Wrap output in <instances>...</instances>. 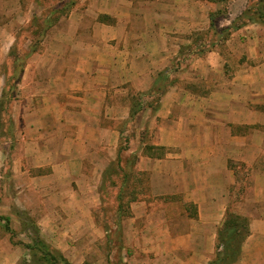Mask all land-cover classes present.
<instances>
[{
  "label": "crops",
  "instance_id": "1",
  "mask_svg": "<svg viewBox=\"0 0 264 264\" xmlns=\"http://www.w3.org/2000/svg\"><path fill=\"white\" fill-rule=\"evenodd\" d=\"M89 1L85 15L91 20L73 15L70 29L57 30L51 50L30 64L24 77L32 101L24 159L37 162L34 189H29L30 170L15 175H25L26 191L37 189L47 201L79 203L73 222L81 225L93 220L86 203L91 195L95 201L98 149L118 144L119 133L106 127L105 119H127L129 93L150 91L164 66L190 43L189 35L209 26L208 9L195 0L159 2L154 13L159 16L147 28L137 23L148 11L145 7L128 0ZM99 15L114 20L98 22ZM254 25L233 32L227 55L217 49L192 61L197 73L216 78L209 94L175 88L135 118V129L148 136L138 154V170L149 176V190L154 198L179 196L183 203L178 213L182 223L172 216L174 201L159 209L146 201L131 205L132 216L125 222L127 250L133 255L129 264H209L229 193L239 186L231 163L247 167L243 203H264V39L247 31L261 26ZM39 68L47 71L42 84ZM118 103L122 115L114 118ZM146 146L155 153L145 154ZM239 214L249 219L251 235L236 264H257L255 258L262 263L264 229L258 232L255 226L264 225V210L247 208ZM93 236L97 238L95 232ZM17 263L16 253L7 255L0 247V264Z\"/></svg>",
  "mask_w": 264,
  "mask_h": 264
},
{
  "label": "rangeland",
  "instance_id": "2",
  "mask_svg": "<svg viewBox=\"0 0 264 264\" xmlns=\"http://www.w3.org/2000/svg\"><path fill=\"white\" fill-rule=\"evenodd\" d=\"M128 1L132 3V6L142 7V9L145 7L150 11L145 12L144 16L137 19L138 25L146 28L155 24V18L159 16V13L158 15L154 13L157 11L159 2L161 4L165 3L164 0ZM195 1L208 9L209 26L190 34V43L181 46L178 55L174 56L164 66L160 73H169L167 80L159 78L160 73L157 75L159 83L157 82L156 89L159 91L150 89V91L145 92L146 95L141 97L142 93H129L127 102L129 107L132 105L133 98H136L138 102L141 101L144 104V109L151 106L157 107L161 98L175 88L186 90L196 96H204L214 90L217 84L216 78H206L197 73L192 67V61L196 57L207 56L209 52L217 49L227 55L228 48H225L227 41L231 38L233 32L237 30H232L228 39V32L224 35L221 34L222 30L231 26L233 22L236 23L235 25L241 24L242 22L238 21L237 17L261 0ZM68 2H74V6L50 29L41 40L37 50L28 57L31 52L32 41L37 38V34L41 30V27H32L31 25L35 17L44 19L51 10L62 7ZM89 4V0H0V99L5 88L9 89L11 87V92L16 95V100L6 106L4 113L1 114L0 109V217L10 218V227L14 231V237H12L4 228L6 222H0V247L7 255L16 253L17 264H33L29 250L24 248L23 245L33 243L35 237L34 227L38 229L39 235L52 248L61 251L72 264H81L82 262L83 264H129L133 255L127 250L128 240L125 222L132 216L131 205L133 203L146 201L151 203L153 208L159 209L163 207V203L174 201L175 204L171 209L172 216L182 223L178 213L180 212L179 204L183 203V199L179 196L154 198L149 190V176L138 170V154L143 151L141 144H144L145 140L147 141L148 136L144 130L138 131L135 129L136 123L134 121L129 122V117L124 120L115 118L122 115L121 103L115 104L114 115L112 114L115 119H105L104 122L106 127L117 130L119 138L117 146L114 145L113 147L114 149H110L109 145L98 149L100 158L96 161L98 176L94 183L96 184L95 201L93 195H91L86 203L87 207L92 208V223L89 222V219H86L87 221L83 225L73 222L74 208L79 203H52V201H47L46 197L43 199L38 196L37 189L34 190L36 191L34 193L26 191L28 187L21 180L26 179L25 175H22V178L20 176L15 178L17 173L20 175L19 170L22 169L24 172L28 169L30 170V184H32L31 179L34 180L36 176L34 174L37 171L35 169L37 168V162L34 159L28 160V163L24 159L27 154L23 143L26 134L25 126L32 116L28 112L29 105L32 102L31 95L28 90L26 91L24 77L28 73L30 64L37 61L47 48L51 50L49 48L51 41L55 37L57 38L56 35L59 34L57 30L60 28L65 31L69 30L71 23L69 19L71 17L73 19V15L77 18L80 15H85V10L89 7ZM212 14L214 15V28L210 27ZM90 20L91 18L85 15L84 21L89 22ZM97 20L98 22L111 23L114 19L99 15ZM247 26L253 27L255 25L250 24ZM247 31H251L264 39V25L260 26L256 32L254 30ZM232 47L238 48L237 44ZM11 51L14 52L15 57L25 61L19 83H17V80L20 69L14 67L13 60L9 55ZM232 51L229 54H233ZM227 59L234 66L232 64L234 62L233 58L228 56ZM232 66L227 64L226 69L231 70ZM39 69L41 70L38 72L44 76L39 80L42 84L47 78V71L42 68ZM33 70L34 68L32 70L30 68V71ZM171 81H173L172 85ZM163 89L166 93L160 97ZM125 146L129 150L122 151L119 158L120 147ZM55 148H57L56 144ZM110 152H113V157H111ZM144 152L149 154L145 149ZM28 154L33 155L34 152L31 150ZM230 165L235 168V178L239 186L235 185L229 193L230 202L220 227L228 212L241 215L239 213L246 212L247 208L253 212L256 209L263 208L264 210V203L255 205L254 203H243L246 195L244 184L248 181L247 167L240 163H231ZM16 168L18 172L15 173ZM126 172H129L130 176L124 184L122 182L125 179L124 173L126 174ZM86 180L89 183L87 178ZM34 187L35 184H32L29 189H34ZM121 187L124 189L123 202L126 203L118 201ZM85 190L89 192V187L87 186ZM134 198L135 200L132 201ZM262 229H264V225L255 226V230L258 232ZM94 232L97 234V238L93 236ZM262 260L255 258L257 264H264V261L261 263ZM239 261L238 263H241Z\"/></svg>",
  "mask_w": 264,
  "mask_h": 264
},
{
  "label": "trees",
  "instance_id": "3",
  "mask_svg": "<svg viewBox=\"0 0 264 264\" xmlns=\"http://www.w3.org/2000/svg\"><path fill=\"white\" fill-rule=\"evenodd\" d=\"M209 1H214V0H209ZM73 6H74V2H68L62 5V7H58L54 10H51L50 13L44 17V19L35 17L31 25L32 27L33 26L41 27V30L40 32H38L37 38L32 41L31 52L28 54V57L29 55H31L37 50L39 44L41 43V40L45 37V35L50 31L52 27H54L60 21V19L65 14H67V12L70 11V9ZM213 18H214V15L212 14L211 24H210L211 28H214ZM41 20H42V23H41ZM237 20L241 21L242 23L239 25H235L236 23L233 22L231 26L222 30L221 34L226 35V32H228L227 39L231 35L232 30L236 31L250 24H256V25H261V26L264 25V0H261L256 5H253L249 9L242 12L237 17ZM9 55H10L11 60H13L14 67L16 69L17 68L20 69L19 78L17 80V83H19L21 80L23 70H24L25 61L15 57L13 51H11ZM168 77H169V73H162L159 75V78L161 79L163 78L167 80ZM157 82L158 81H156V83L151 88L153 91L157 90L156 87L158 86V83H159ZM172 82L173 81H171V85H172ZM14 90L15 88L13 89V91ZM165 93L166 91L165 89H163L160 97L164 95ZM141 96H144V94L140 95V97ZM14 100H16V95H14L13 92H11V87H9V89L5 88V90H3V93L0 99L1 114L4 113V111L6 110V106ZM151 107L154 108V106H151ZM143 109H144V104H142L141 101L138 102L136 98H133L128 121L133 122L135 118L138 116V114ZM0 124H1V117H0ZM153 149L154 147L152 146H146L147 153H151ZM128 150L129 149L127 146L120 147L119 158H120V154L122 153V151H128ZM128 176H130L129 172H126V174L124 173L125 179L122 183L125 184L127 182ZM123 194H124V189L123 187H121V191L118 197L119 199L118 201H120V203H126V202H123V198H124ZM134 200L135 198L132 201ZM2 221L6 222L4 225L6 232L10 233L11 236L14 237V231L10 227V218L0 217V222ZM34 228H35V237L33 239V243L23 245L24 248L29 250L30 256L33 259V264H72L61 251L55 248H52L39 235L38 229L36 227ZM249 233H250L249 219L247 217L228 212L222 226L220 227L217 233L215 257L212 259V261L209 264H236L242 257L243 244L245 240L247 239V237L249 236Z\"/></svg>",
  "mask_w": 264,
  "mask_h": 264
}]
</instances>
